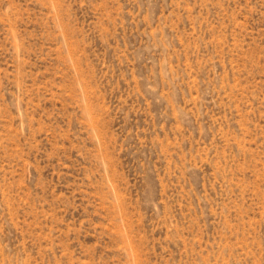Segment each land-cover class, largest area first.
Listing matches in <instances>:
<instances>
[{"label": "rangeland", "instance_id": "obj_1", "mask_svg": "<svg viewBox=\"0 0 264 264\" xmlns=\"http://www.w3.org/2000/svg\"><path fill=\"white\" fill-rule=\"evenodd\" d=\"M0 264H264V0H0Z\"/></svg>", "mask_w": 264, "mask_h": 264}]
</instances>
